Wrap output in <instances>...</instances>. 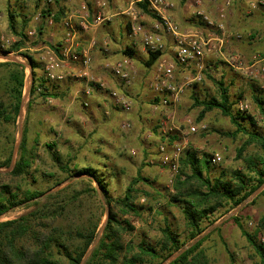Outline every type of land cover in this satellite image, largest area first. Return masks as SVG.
<instances>
[{"label": "rangeland", "instance_id": "obj_1", "mask_svg": "<svg viewBox=\"0 0 264 264\" xmlns=\"http://www.w3.org/2000/svg\"><path fill=\"white\" fill-rule=\"evenodd\" d=\"M21 1L19 3L18 0H0V46L2 38L12 37L9 30V7L12 10L17 8L21 14H30L34 11L35 4L32 0ZM259 1H240L244 4V14L253 20L252 28L247 32L253 33L256 39L247 41L246 34L248 33L239 32L242 38L231 42V51L244 56L247 60L264 57V16L261 15L264 14V8L260 10V6L257 5L253 9L254 11L249 12L250 3L259 4ZM119 31H121L120 42L116 35L113 36L114 33L107 34L104 31L100 32V29L92 30L89 34L95 36L97 46L91 49V54L94 52L99 56L104 55L101 46L104 40H108L110 43L109 56L112 54L122 55L129 42L125 23L120 26ZM228 32L236 35L231 27L228 28ZM114 45L117 46L116 51L113 50ZM134 47L135 50L139 47L142 48L139 44ZM83 48L88 49V46L83 45ZM27 53L35 58L39 54L32 51ZM135 53L137 52L135 51ZM2 54L4 53L0 52V55ZM136 56L137 64L132 62L136 71L134 82H138L139 88L146 90V80L150 74L147 72L150 70H148L144 58L141 55L136 54ZM15 57V55H10L7 57L9 59L0 58V64L15 62V59L18 61L16 63L28 64L21 56ZM207 59L204 80L197 86L195 85L193 90L185 92L180 105L174 112L173 109H169V111H172L176 126L183 132L186 131L187 120H192L195 124H206V131L188 136V148L197 154L199 160L204 159L206 155L209 160L212 154L221 153L222 161L219 165L213 166L212 176H219L223 172L231 175L233 171L248 173L249 170L243 162V158L250 157L254 161L260 158L264 159V146L256 142L248 145L242 158L239 159L238 152L248 138L243 134H239L235 138L227 136L235 131V127L230 118L224 116L220 110L208 112L200 120L202 109L193 105V97L196 95L200 100L219 98L218 87L213 79L223 80L227 85H231L230 82L233 81L234 85L230 88L233 100L236 101V95L243 92L240 100L249 105L246 114L255 119L254 127L246 125L264 136V114L261 111V108H264V103L258 104L254 100L257 96L264 102V89L261 88L264 85V78H245L228 68L224 59L215 56ZM208 65L211 69L208 68ZM101 72L103 74L97 73V75L105 76L106 80L110 81L111 78L105 74L103 69ZM35 73L38 75L39 71L35 70ZM28 79L30 80V78ZM81 83L84 82L71 78L66 79L58 86L59 92L56 91L57 96H53L51 102H46L39 93L32 94L29 98L25 89H22L21 114L15 118L14 122L10 123H5L0 119V164L12 154L11 168L14 166L19 158L24 138L27 140L28 157L33 164L25 179L15 180L8 176H0V182L7 183L13 188L20 186L23 190L46 191V195L40 200L41 205H46L44 209L48 212L56 211L57 221L54 226L64 232L66 240L73 247L80 243L76 237L78 231L98 224L97 238L92 246L93 249L98 244L107 224L110 206L107 205L99 184L87 176L74 177L66 183L56 186L58 182L65 180L71 174L70 172L64 173L60 166L67 165L72 171L92 167L96 170L98 178L105 183L110 199L124 197L132 181L138 176H142L146 182L137 184L135 188L148 192L150 196L138 195L135 205L139 214H124L122 208L115 209L119 220L127 228L123 232L124 244L132 243L138 246L141 242H146L152 247H158L163 236L162 230L169 226L179 236L178 239L184 244V247L163 264H170L183 251L191 248L198 241L201 243L194 254L201 253L206 264H262L260 257L243 235L235 219H238L248 232L256 233L258 222L264 212V197L260 194L264 190V186L239 207L229 212H227L229 206L220 209L212 218L216 221L213 224L205 222V231L202 235L189 240L190 230L187 227L183 211L178 204L170 201L174 192H172L170 183L171 175L159 165L160 137L157 130L160 111H155L154 108L152 111H146L143 105L139 104L138 106L134 105V112L132 111L131 114H123L119 110L108 107L110 115L118 114L122 118H118L113 125L108 124L103 122L105 119L101 114L100 105V107L90 105L84 108L79 104L82 91L77 87ZM13 84L15 83L10 80L8 69L0 68V100L7 104L10 112H12V104L15 103V93L10 92ZM144 92L143 95H146L147 93ZM93 110H96L98 119H102L100 123L89 124L88 119H85L86 116L82 119L79 117L83 111L91 113ZM125 119L131 123V129L125 130L121 127ZM48 145H55V147L50 149L47 147ZM132 151H135L136 154H133ZM55 153L59 154L61 162L55 159ZM11 168L0 169V174L10 172ZM64 188L68 189L61 191ZM55 193L57 195L53 199L47 198L49 194ZM35 209L36 207L27 206L17 208L0 218V222L19 219ZM125 222H128L130 227ZM256 239L264 245L263 232L257 233Z\"/></svg>", "mask_w": 264, "mask_h": 264}, {"label": "trees", "instance_id": "obj_2", "mask_svg": "<svg viewBox=\"0 0 264 264\" xmlns=\"http://www.w3.org/2000/svg\"><path fill=\"white\" fill-rule=\"evenodd\" d=\"M32 1L35 6L34 11L30 14H21L17 8L12 10L9 7V30L12 36L18 37V40L7 49H2L0 46V52L5 54L13 53L30 61L34 73L30 96L39 93L47 102L53 96H57L56 91L58 88L57 85H54V91H52L48 83L34 72L35 70H41L42 66L35 57L24 50L27 48L28 41L26 32L35 30L39 42L44 41L43 34L45 29H47L46 21L51 17L52 13L55 12L53 15L55 23H59L63 17H66L64 9L60 6L64 0H52L48 4H44V0ZM18 2L22 1L18 0ZM52 6L57 7L58 11H53L51 9ZM139 6L147 16L154 17L147 6L142 4ZM38 13H41V19L34 24V18ZM124 54L132 56V49L127 48ZM148 55L149 58L145 64L148 68H151L164 53L148 52ZM2 67L8 69L10 80L15 83L10 89L11 93H15V103L11 106L12 112H10L7 104L0 100V119L5 123H10L14 122L15 118L21 114V96L26 76L25 67L16 62H5L0 64V68ZM208 68L211 69L210 65H208ZM213 81L218 87L219 98L200 100L195 95L193 97V105L202 109L200 120L206 113L220 110L224 116L230 118L235 127V131L227 134V136L235 138L239 134H243L248 138L245 145L238 152V158L241 159L248 145L256 142L264 146V136H261L246 125L254 127L256 125L255 119L246 114V112H239L236 108L238 101L243 96V92H239L236 95V101L233 100L230 88L234 85V82L232 81L230 82L231 85H227L223 80L213 79ZM195 85L197 86L198 84ZM122 90L129 95L126 89ZM254 100L258 104L264 103L257 96H255ZM155 103L157 101H154L153 104ZM261 111L264 114V108H261ZM47 147L53 149L55 145H48ZM28 154L27 140L24 138L18 160L11 168L13 157L11 154L5 162L0 164V169L11 168L10 172L0 174V176H8L15 180L25 179L29 175L33 164ZM54 156L58 162H61L58 153H55ZM243 162L249 170L248 173L233 171L231 175L223 172L219 176H212L213 166L207 155L204 159L199 160L194 151L191 149L186 151L180 163L179 175L174 183V192L170 201L178 204L183 211L187 227L190 230L189 240L196 239L202 235L205 231V222L213 224L216 220L212 218L220 209L229 206L227 209V212H229L239 207L264 186V159L260 158L254 161L250 157H245ZM60 167L64 173L70 172L71 174L65 180L58 182L56 186H60L74 177L87 176L99 184L107 205L110 206L109 218L98 244L92 249L97 238L98 224L91 225L89 228L76 233L77 239L80 240L76 247L68 243L64 232L59 227L54 226L57 221L56 211L48 212L44 209L46 205H41L40 200L46 195V191L23 190L20 186L13 188L7 183L0 182V218L23 206L36 207L35 210L19 219L0 222V264H163L184 247V244L178 239L179 236L169 226L162 230L163 236L158 247H152L146 242H141L138 246L132 243H123V232L127 228L119 220L115 209L122 208L124 214H139L135 205L138 195L150 196L148 192L135 188L137 184L146 182L142 176H138L132 181L124 197L110 199L105 183L98 178L96 170L92 167L74 171L70 170L67 165ZM66 189L68 188H64L61 191ZM260 194L264 197V190ZM56 195V193L49 194L47 198L53 199ZM235 221L249 244L255 249L262 264H264V245L256 239L257 233H264V212L254 234L248 232L239 223L238 219H235ZM125 223L130 227L128 222ZM200 243L201 241H198L194 246L183 251L170 264H206L201 253L194 254Z\"/></svg>", "mask_w": 264, "mask_h": 264}, {"label": "built area", "instance_id": "obj_3", "mask_svg": "<svg viewBox=\"0 0 264 264\" xmlns=\"http://www.w3.org/2000/svg\"><path fill=\"white\" fill-rule=\"evenodd\" d=\"M209 1L216 2L217 0ZM51 2L52 0H44V4ZM140 4L147 6L155 18L151 30H145L141 25V13L137 10ZM126 6L120 11V14L128 18L127 35L129 39L141 43L146 52L166 53L169 46L172 48V57L160 61L149 89L153 94V100L157 101L154 104V110L160 111L157 130L160 137L159 165L170 173L173 192V185L179 175L181 160L189 149L188 136L206 131L207 126L204 123L195 124L192 120H187L186 131L183 132L176 126L174 114L169 109H173L174 112L180 105L185 92L204 80L208 57L215 56L224 59L228 68L245 78L251 79L264 78V58L254 57L252 60H247L244 56L227 52L231 42L242 37L238 34H229L223 22L226 17L225 9H221L220 18L222 20L217 22L206 12L198 11L196 14L207 26V31H184L171 17L170 13L176 7L173 0H126ZM226 6L230 7L231 1L226 2ZM96 7L97 12L92 13L88 5L83 4L78 14H72L63 21L64 33L60 44H53L49 41L39 42L37 32L28 30L26 32L27 48L24 50L39 53L35 59L42 66V69L38 70L37 76L42 77L52 91H54V85H59L68 78L79 80L86 84L83 94L87 98L92 96L94 92H100L104 96V106H111L127 114L131 112L133 102L122 89L128 90L134 83L136 73L131 60L124 56L118 61H104L103 71L118 84L117 87H112L109 81L101 78L94 71L91 50L84 49L82 45V36L95 30L108 19L104 12L108 7V2L98 0ZM253 8H256V5ZM40 19L41 13H38L34 22H39ZM49 24L52 22L48 21ZM17 40L18 38L15 36L7 39L2 38L1 48L6 49ZM96 46L95 40L91 47L96 48ZM101 48L104 55L109 56L110 43L108 40H104ZM4 55L6 57L10 55L18 57L13 53H4L0 56ZM22 58L28 62V64L24 62H20V64L25 67L24 89L30 98L34 73L30 61L25 57ZM15 60L18 62L17 59ZM120 87L121 89H119ZM261 88L264 89V85ZM48 101L51 102V99ZM238 102L237 109L239 112H247L249 105L242 100ZM83 105L88 107L89 102L86 101ZM130 128L131 123L129 122L123 125L125 130ZM132 153L135 154V151ZM209 161L212 166L219 165L222 161L221 153L212 154Z\"/></svg>", "mask_w": 264, "mask_h": 264}, {"label": "crops", "instance_id": "obj_4", "mask_svg": "<svg viewBox=\"0 0 264 264\" xmlns=\"http://www.w3.org/2000/svg\"><path fill=\"white\" fill-rule=\"evenodd\" d=\"M97 1L98 0H64L63 2H61L60 6H61V8L64 9L66 17H63V19L59 23H55L53 20V15L55 12L52 13L51 17H49L46 21L47 29H45V31H44L43 40L52 42L53 44L54 43L60 44L61 39L63 37V33H64V27L62 24L63 21L72 14H78L80 12L81 6L83 4H87L88 7L90 8V11H92V13L97 12V10H98L96 7ZM101 1H103V0H101ZM105 1L108 2V7L104 10L108 19L105 20L100 26H98L95 29V31L100 29V32L104 31L107 34H113L114 33L113 36L116 35L118 37V40H119L118 42H120V39H119V37H121V33H120L121 31H119L120 26H123V24L125 23L126 28L128 30V26H127L128 18L126 16L120 14V11L127 7L126 6V0H105ZM173 1L175 2L176 7L171 11V13H170L171 17L184 31H188V30L207 31V26L198 18L197 14H196L198 11L206 12L208 15L211 16V18L214 21L217 22V21L222 20L220 18L221 9H225L226 10V15H225L226 17L223 20V22L226 25L227 29L231 27L232 30L236 33V35L237 34L239 35V32L240 33H242V32L248 33V34H246L247 35V37H246L247 41L248 40L253 41L254 39H256V37H255V35H253V33H251L250 31L247 32V30H250L252 28L251 25L253 24V20H250L252 18H250V16L244 14V12H243L244 11V4H243V2H240L243 0H217L216 2H210L209 0H173ZM228 1H231L230 7L226 6V2H228ZM232 1H233V4H232ZM121 4L123 5L124 8L122 7ZM255 5H256V7H257V5H259L260 10H261V8H264V0H260L259 4H256V2L250 3V11H249L250 13H251V11H254L253 9H255V8H253V6H255ZM51 9L53 11H58V8L55 6H52ZM137 10L140 11V13H141L140 22H141L143 29L151 30V27L155 21V18L147 16L139 6L137 7ZM249 12H247V13H249ZM261 15L264 16L263 13ZM48 21H51L52 24L48 25ZM34 23H37V22H34ZM113 38L115 39V37H113ZM95 40H96L95 36H93L89 33L84 34L81 38L82 45L88 46V49H90V50L92 49L91 45H92L93 41H95ZM137 44L142 46L141 43L133 42L131 39H129V42L126 44V49L127 48L132 49V52H133L132 56H128V55L126 56L124 53L122 55L114 53L115 55L112 54L111 56L104 57L103 54H102V56H99V54H96L93 52L91 55L93 57V69H94V71L98 74H100V73L103 74V72H101V69H102V65H103L104 61H106V60L118 61V60L122 59L124 56H126V58H129V60H131V62H133L134 64H137L136 54L141 55V57H143L144 60L147 61L149 58L148 52L145 51L143 46H142V48L139 47L137 50H135L134 45H137ZM116 47L117 46L114 45L113 50L116 51V49H117ZM231 49H232V46L230 45L227 52L236 53L235 51L234 52L231 51ZM135 51L137 53H135ZM171 51H172V48H171V46H169L168 51L166 53H164V55L151 68H148V70H150V72H147V73H150V74L148 75L149 77L146 80V90L139 88L138 82H134L133 86L131 88H129L128 90H126L129 93V97L131 98V100L133 102L132 110H131V112H129L127 114H131L132 111L134 112V105L138 106L139 104H142L146 111H152V108H154V104H153L154 100H153V94H152L151 90L149 89V85H150L151 81L153 80L155 70L159 66L160 61H162L164 59L168 60L172 57ZM135 73H136V71H135ZM101 78L106 80L105 76H103ZM107 81H109V80H107ZM109 83L111 84L112 87L118 86V84L112 79H110ZM59 85H57L58 89H59V87H58ZM85 87H86L85 83H81L77 87V88H79V90L82 91V94L80 95L79 104H81L84 108L86 106H84L83 103L86 101L89 102V106L91 105V106L95 107V106L100 105L102 108L101 114L105 119L103 122H106V123L111 124V125L116 123V120L118 118H121L120 117L121 115H118V114H111L110 115V113H108V109H107L108 106L107 107L104 106V104H103L104 96L100 92H94L92 94V96L87 98L83 94ZM58 89H57V91L59 92ZM119 89H121V87ZM189 90H193V88L189 89ZM143 91H145L144 93H147V94L143 95ZM183 97H184V95L182 96V99H183ZM109 107H111V106H109ZM103 108H104V110H103ZM137 110H139V109L137 108ZM95 111L96 110H93L91 113L89 111H87V112L83 111V113L79 114L80 115L79 117H81V119H82L83 117L86 116L85 119H88L89 124L90 123L98 124L101 122L102 119L101 118L98 119V115ZM123 114H126V113H123ZM126 122H129V120L128 119L124 120V122L122 123V126H121L122 128ZM135 154H136V152H135Z\"/></svg>", "mask_w": 264, "mask_h": 264}, {"label": "water", "instance_id": "obj_5", "mask_svg": "<svg viewBox=\"0 0 264 264\" xmlns=\"http://www.w3.org/2000/svg\"><path fill=\"white\" fill-rule=\"evenodd\" d=\"M0 58H6V59H9V58H7L6 56H0ZM10 60H12V59H10ZM14 60V59H13Z\"/></svg>", "mask_w": 264, "mask_h": 264}]
</instances>
